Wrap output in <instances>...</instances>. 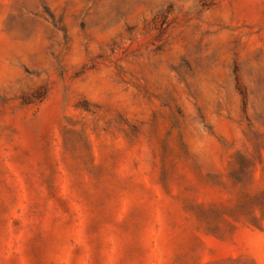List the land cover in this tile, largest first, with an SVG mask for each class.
<instances>
[{"label": "rangeland", "instance_id": "1", "mask_svg": "<svg viewBox=\"0 0 264 264\" xmlns=\"http://www.w3.org/2000/svg\"><path fill=\"white\" fill-rule=\"evenodd\" d=\"M0 264H264V0H0Z\"/></svg>", "mask_w": 264, "mask_h": 264}]
</instances>
